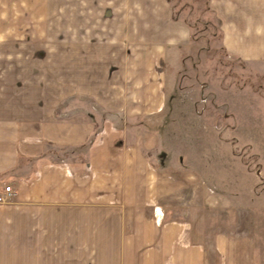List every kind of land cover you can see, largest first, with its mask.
Wrapping results in <instances>:
<instances>
[{"label":"crops","instance_id":"obj_1","mask_svg":"<svg viewBox=\"0 0 264 264\" xmlns=\"http://www.w3.org/2000/svg\"><path fill=\"white\" fill-rule=\"evenodd\" d=\"M202 1L263 63L264 0ZM191 38L170 0H0V264H264L246 236L193 240L146 156Z\"/></svg>","mask_w":264,"mask_h":264},{"label":"rangeland","instance_id":"obj_2","mask_svg":"<svg viewBox=\"0 0 264 264\" xmlns=\"http://www.w3.org/2000/svg\"><path fill=\"white\" fill-rule=\"evenodd\" d=\"M170 2L192 38L166 62L165 106L142 124L146 156L170 181V218L188 222L193 240L246 236L264 262V62L227 56L205 1Z\"/></svg>","mask_w":264,"mask_h":264},{"label":"built area","instance_id":"obj_3","mask_svg":"<svg viewBox=\"0 0 264 264\" xmlns=\"http://www.w3.org/2000/svg\"><path fill=\"white\" fill-rule=\"evenodd\" d=\"M12 194V188L11 186H5L4 193L0 195V202H5L8 200V197H10Z\"/></svg>","mask_w":264,"mask_h":264}]
</instances>
